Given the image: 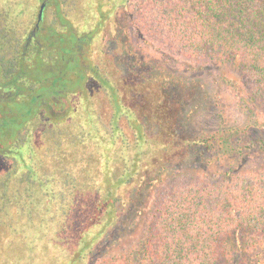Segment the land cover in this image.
I'll use <instances>...</instances> for the list:
<instances>
[{
  "label": "trees",
  "instance_id": "trees-1",
  "mask_svg": "<svg viewBox=\"0 0 264 264\" xmlns=\"http://www.w3.org/2000/svg\"><path fill=\"white\" fill-rule=\"evenodd\" d=\"M49 1L65 5L60 14L48 10L44 23L42 12L28 40L37 0H0V264H259L264 160L246 157L264 151V124L184 137L176 120L160 142L133 117L142 135L127 143L119 117L106 126L102 117L86 115L90 103L111 93L121 99L135 86L136 65L117 51L126 40L114 37L121 15L134 26L125 28L129 37L141 32L163 40L174 53L188 52L195 68L234 67L263 97L264 0H136L132 9L131 0H114L127 3L121 11L101 6L113 0ZM103 28L112 48L103 49L97 37L91 51ZM154 77L141 75V87L157 92L134 112L165 125L166 117L181 114L180 102L154 87ZM49 94L78 98L81 117H67L73 105L65 117L47 109L26 117V101L40 106ZM167 146L183 149L176 162L145 172L170 154ZM191 153L205 158L202 170L229 158L240 166L228 163L215 178L205 170L172 173ZM162 172L167 176L157 181Z\"/></svg>",
  "mask_w": 264,
  "mask_h": 264
},
{
  "label": "rangeland",
  "instance_id": "rangeland-1",
  "mask_svg": "<svg viewBox=\"0 0 264 264\" xmlns=\"http://www.w3.org/2000/svg\"><path fill=\"white\" fill-rule=\"evenodd\" d=\"M135 1L136 0L130 1V9H132ZM139 1L140 0H137V3H139ZM126 27L131 32L134 31V26H130L128 19L121 15L117 21L114 37L115 39L126 40L124 52H120L123 53L122 56L129 57V60L132 61L131 65H136L137 63L136 69L134 68L135 73L131 74L135 77V86L134 84L131 88L128 86L126 88L128 93L125 94H131L128 96H132L134 100L129 99L128 101V96L123 94L121 99H119L120 94H118L119 96L115 99L114 95L111 93V97L109 98L113 101L114 105L113 107L110 105L107 106V112L105 113L107 116L105 115L106 117H102L104 119L103 124L109 126L108 119L111 124L116 122L117 117H109V115L111 110L114 114L122 112L120 102L128 109L132 110L134 108V111L137 106L135 107L134 105L132 107V103H137L136 100L141 97V95L145 97L149 93L152 96L157 92L155 88L149 86L148 88H150V90L147 92L148 90L142 88L138 82L141 74L147 75L148 73H153L155 76L154 79L157 85L154 87L157 86L159 88L160 86L165 96L167 98L169 96L173 101L175 98L176 101L180 102L181 107V114L178 113V117H166L169 122L167 121L165 125L162 123L163 121L160 124L156 121L150 124V120L148 121L145 117H137L138 120L146 125L145 129L148 137H152L160 142L163 139L166 141L168 129H170L168 127L171 126L173 121L176 122V120L180 122V132L183 133L182 135L185 134L184 137H199L221 130V128L240 129L244 128L247 124H264V93L262 94L263 97H259L254 93L256 88L250 83V76L247 73H240L228 64V66L212 64L201 68H195L193 67L194 61L187 56L188 52H184L183 54L182 52H180V54L174 53L178 51L175 50L173 52V50L169 48L168 43L164 44L163 40L141 35V32L139 33L140 35L138 34L139 36L137 38L133 37V35L129 37L125 32ZM112 43L113 40H108L104 44L111 49ZM114 43L117 44L116 42ZM117 51L119 50L117 49ZM114 53L115 52L112 51V54ZM162 79L163 82H161ZM140 88H142V90L139 94ZM252 93L257 95L258 99L256 101L250 100L249 97ZM176 101L174 103L175 105H173L174 111H176ZM150 110V106L147 107L144 114L148 116L151 113ZM124 118L127 119L128 122H126ZM118 125L122 129V134L125 138L124 142H134V133L137 136L142 135L141 129L136 126V120L133 117L119 116ZM171 128H176V125L174 124ZM104 129L109 128L106 127ZM167 148L170 154H167L166 157H162L160 160L152 161V165L148 167V169H145V172L154 173V168L156 167L173 165L181 156L180 152L183 149L179 148L178 153L177 150L172 149L171 146H167ZM205 150L204 148L198 149L200 153H203ZM135 151L136 149H128L126 153L133 154ZM251 156L250 158L246 157L247 162L256 163L262 161L264 160V151L259 152L255 156ZM204 160L205 158L200 162V157L196 156V153H191L182 164L176 168L173 167V171L171 172L186 173L194 171L201 173L205 170L209 177L215 178L220 172L227 169L228 163L230 165L237 164L235 160L229 158L225 161H217V163H213L211 166L208 165L202 170V166H199V164H203ZM193 163H196V165ZM237 166H240V163L237 164ZM151 167H153V169H150ZM163 174L162 172L161 175H157V181L167 176V172H165L164 176ZM155 193L156 190L152 189L149 196L150 202ZM144 231L145 226L142 225L140 232L144 233ZM135 236L132 237L130 244L133 243V239L134 243L137 242ZM126 247L128 246H125V248ZM261 255L259 264H264V249H262Z\"/></svg>",
  "mask_w": 264,
  "mask_h": 264
},
{
  "label": "flooded vegetation",
  "instance_id": "flooded-vegetation-1",
  "mask_svg": "<svg viewBox=\"0 0 264 264\" xmlns=\"http://www.w3.org/2000/svg\"><path fill=\"white\" fill-rule=\"evenodd\" d=\"M42 3L45 4L44 8H43V19L41 21L42 23H44V21H47V19L45 20V18H46V14L48 13V10H50L51 8H53L55 10L57 9L58 11L55 12V13L56 14L57 13L60 14L59 13V7H61L62 5L63 6L65 5V3L63 4V3H59V2L58 3H55V2L52 3L49 0H37V2H35V4H34V7H35L34 8V10H35L34 11V19L30 23L31 34L28 37H26L28 40L33 39V35H34L33 33H34L35 30H37V28L39 26V23L37 24V22H38L37 14H38L39 8H40ZM67 5H69V4H67ZM125 5H127L126 2H118V1H114V0H113V2H106V3L102 2L101 3V6L104 7V8L105 7L109 8V9H113L114 8V9H117L119 11H121L124 8ZM55 17L57 19L56 15H55ZM104 29L105 28H103V30L101 29L99 31V33L97 34V36H96V38L94 40L96 42H93L91 44V46H90L91 51H94L96 46H97L96 45L97 44V37L99 38L98 40H100V41H102V39H103V43L108 41L107 39L104 38L105 37V35H103ZM105 48H106V46H104V44H103V49H105ZM118 50H119L120 55H123V53H121L120 51L124 52V50H122L121 48L118 49ZM112 51L116 53V49H114ZM112 51L110 50L109 52L112 53ZM136 66H137V63H136ZM135 69H136V67H135ZM141 75H140V77H141ZM133 78H135V77L133 76ZM140 79L141 78H139V81L137 80L139 83H140ZM141 90H142V88L139 89V94H140ZM117 96H119V95L117 94ZM68 97H70V96H68L66 94H63V95H61V94H58V95H52V94L46 95L45 97H43L44 101H42V104H41V105H44V106H41V105L39 106L38 105L39 107L37 105H35L34 103H32V102H27L26 101V103H25L26 110H27L26 117H39L40 114H43L42 113L43 109H45V110L47 109L46 112L51 113L53 116H54V114H58L59 117H65L66 105H68L70 108H71V105H73L72 106V111L73 112L68 114L67 117H81V114L79 113L81 111V107H80L79 101H77L78 98L77 99L76 98L72 99V98H68ZM104 97L105 98L102 99L101 104H99V103L98 104L97 103H95V104L94 103L93 104L90 103L89 104V107H88L89 108L88 109L89 110V114L86 115L87 117H106L107 116V115L106 116L100 115V113H98V111L101 110V109H103V111H105L107 109L108 105L111 106L110 98L107 95L106 96L104 95ZM137 97H139V96H137ZM129 99L130 100H134L133 97H129L128 96V101H129ZM143 99H144V97L141 95V97H139L136 100L137 103H135V104L132 103V107L134 105H135V107L137 105H139L141 102H143ZM26 100H28L27 97H26ZM133 109L132 110L131 109H127V112H123L122 111L121 113H118V114L114 115V117H119V116L130 117L128 115V111L131 113V117H139L138 114L133 111ZM93 112H96V113H93ZM109 117H113V116L110 114ZM136 120L139 123L138 119H136ZM139 151H140L139 148L137 149V147H136V152H139Z\"/></svg>",
  "mask_w": 264,
  "mask_h": 264
},
{
  "label": "water",
  "instance_id": "water-1",
  "mask_svg": "<svg viewBox=\"0 0 264 264\" xmlns=\"http://www.w3.org/2000/svg\"><path fill=\"white\" fill-rule=\"evenodd\" d=\"M44 3L41 4L38 14H37V20L39 21L42 18V12H43Z\"/></svg>",
  "mask_w": 264,
  "mask_h": 264
}]
</instances>
